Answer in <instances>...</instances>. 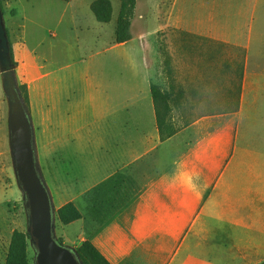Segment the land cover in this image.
Returning <instances> with one entry per match:
<instances>
[{
	"label": "crops",
	"instance_id": "crops-1",
	"mask_svg": "<svg viewBox=\"0 0 264 264\" xmlns=\"http://www.w3.org/2000/svg\"><path fill=\"white\" fill-rule=\"evenodd\" d=\"M141 8L142 36L172 68V85L160 89L169 92L174 133L159 136L152 54L140 94L151 115L140 132H127L123 150L106 147L108 133L115 136L103 128L114 86L93 82L98 69L72 54L79 61L63 69L74 71V82L47 86V138L66 139L70 153L96 139L93 149L107 164L89 169L86 188L123 176L109 206L95 217L79 209L70 224L91 217L97 228L80 229L82 241L110 264H264V0H142ZM109 212L110 220L97 219Z\"/></svg>",
	"mask_w": 264,
	"mask_h": 264
},
{
	"label": "rangeland",
	"instance_id": "rangeland-1",
	"mask_svg": "<svg viewBox=\"0 0 264 264\" xmlns=\"http://www.w3.org/2000/svg\"><path fill=\"white\" fill-rule=\"evenodd\" d=\"M92 1L94 0H74L73 3L64 0H0L15 62L12 70L0 71V264L5 262L12 231L18 229L28 233L29 224L26 197L17 177L11 145L10 114L15 98L9 87L7 88V82L11 81L18 98L16 102L22 106L31 124L37 171L52 206L53 236L74 252L84 237L80 229L85 228L90 233L97 227L91 217L80 223L64 224L59 220L56 209L71 200L85 212L88 208L85 206L87 198L83 195L90 190L85 185L92 183L94 179V174L89 169L107 164V161L95 152V147L93 149L92 142L96 139L88 141L82 151L76 149L70 153L69 146L63 147L66 139L61 144V139L52 141L51 137L47 138V125L52 126L46 116V98L50 91L47 86L57 82L58 78L61 83L74 82V71L63 69L71 66L72 62L84 59L81 60L83 64L84 61L88 62L85 67L98 69L96 76L92 75L93 82L97 80L108 88L110 80L114 86V89L109 87L110 108L107 117L103 116L108 122L103 128L114 130L115 136L108 133L105 145L118 146V150H123L122 143L127 132H140L146 116L151 115V107L145 104L148 99H143L140 94H145L143 80L146 61L149 59L150 63L152 54L154 60L151 61V83L159 88L163 84L172 85V68L168 60L158 59L156 53H153L154 46L148 44L147 38L142 36L141 27L138 26L142 20V0H138V5L135 4L131 18L133 35L129 28L131 37L122 47L112 46L115 43L114 29L120 0H110L112 19L102 23L90 9ZM61 13L64 16L57 23ZM53 29L59 42L51 40L50 32ZM64 40H68V43ZM74 53H77L79 60L70 59ZM93 54L95 55L90 58ZM85 78L86 75H81L80 84L84 83ZM21 83L26 84L28 106L23 102L22 91L18 88ZM76 86L79 87L78 84ZM82 86L85 87L83 84ZM163 92L169 93L166 89ZM144 104L148 105V111L142 109L141 105ZM167 105L170 112L166 118L174 129L173 106L168 100ZM55 129L53 126V130ZM116 132H120V135ZM52 145H55L53 149ZM123 145L126 146V143ZM90 149L92 151L86 153ZM97 157L101 159L96 160ZM91 216L94 217L92 214ZM26 249L29 264H35L37 250L30 237L27 238Z\"/></svg>",
	"mask_w": 264,
	"mask_h": 264
},
{
	"label": "water",
	"instance_id": "water-1",
	"mask_svg": "<svg viewBox=\"0 0 264 264\" xmlns=\"http://www.w3.org/2000/svg\"><path fill=\"white\" fill-rule=\"evenodd\" d=\"M8 33L0 7V71L8 72L14 63ZM15 100L10 114L11 145L19 183L26 197L28 235L36 246L35 264H81L77 254L59 243L52 233L53 213L50 198L35 163L30 121L19 106L11 81L6 84Z\"/></svg>",
	"mask_w": 264,
	"mask_h": 264
},
{
	"label": "trees",
	"instance_id": "trees-1",
	"mask_svg": "<svg viewBox=\"0 0 264 264\" xmlns=\"http://www.w3.org/2000/svg\"><path fill=\"white\" fill-rule=\"evenodd\" d=\"M135 2V0H120V8L114 30L115 42H126L130 39L131 35L129 28L134 12ZM90 9L99 22H108L111 19L112 4L110 0H94L90 3ZM1 10L3 12V9ZM10 50L13 63H15L12 48H10ZM18 88L22 91L23 102L28 106L29 98L26 84L21 83L18 85ZM150 89L154 101L159 136L160 139H165L174 133V129L166 118L170 112V107L167 105L168 93L162 92L159 86L154 83H151ZM122 176L123 175L121 172H117L84 193L83 196L87 198V210L90 211L94 217V212H96V209H98L100 212V206L107 207L110 205V203H112V201H114L115 198H111V192H116L117 190L112 184L115 185ZM108 189L109 192H107ZM101 199L102 202H100ZM56 214L59 220L64 224L70 223L82 217L79 208L71 200L60 205L56 209ZM111 217L112 216L109 212V214L106 213V215L102 214L101 217L97 216V219L103 222V220H110ZM28 237V233L18 229H14L12 231L4 264H29L26 249ZM75 252L79 260L85 264H110L89 239L83 240Z\"/></svg>",
	"mask_w": 264,
	"mask_h": 264
}]
</instances>
